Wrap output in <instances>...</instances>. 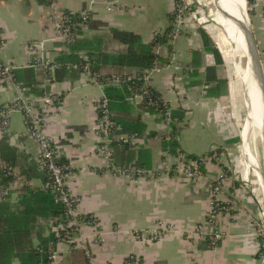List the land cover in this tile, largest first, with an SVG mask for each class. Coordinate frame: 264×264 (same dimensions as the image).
Returning a JSON list of instances; mask_svg holds the SVG:
<instances>
[{"label": "crops", "instance_id": "obj_1", "mask_svg": "<svg viewBox=\"0 0 264 264\" xmlns=\"http://www.w3.org/2000/svg\"><path fill=\"white\" fill-rule=\"evenodd\" d=\"M119 1L124 10L110 12L104 1L98 0L89 9V21L76 38L109 39L110 29L117 28L134 32L147 43L154 32L163 31L171 24L169 14L176 0ZM88 3V0H0V34L4 40L0 59L15 63L17 68L14 71L27 67L24 66L29 60L27 41L46 39L45 52L55 60L68 49L54 39V22L63 10L77 12L87 9ZM216 14L219 19L222 12L218 10ZM261 14L260 9L257 14L260 27L254 36L264 72V17ZM217 17L214 19L218 20ZM201 18L194 12L185 15L182 32L173 41L169 40L170 50L165 45L162 47L168 54L169 63L151 72L149 85L172 109L184 110L177 135L181 151L201 156L220 149L218 151L223 152L225 159L234 153L230 146L235 143L234 131L242 97L235 95L231 98V87L242 86L236 78L231 85L223 45L218 41H221L219 28ZM218 22L224 24L223 19ZM200 27L220 51L221 70L217 69L213 55L203 47L198 32ZM112 42L121 47L116 41ZM175 64L180 70L174 69ZM212 66L216 68L218 82L207 81L206 68ZM14 81L23 88L25 96L35 95L25 90L15 77ZM43 83L47 91H54L62 97L46 130L59 159L68 165L66 183L78 199L80 214L92 216L95 220L94 226L84 224L81 233L91 243L90 251L96 264H130V255L136 256L139 264L259 263L257 251L260 244L251 223L259 214V204L257 195L249 194L243 182L236 180L237 185H234L230 180L223 184L220 198L229 204L230 213L217 214L211 225L206 221L212 182L220 177L222 164L208 161L203 175L193 181L174 171L169 158L156 147L152 150L148 168L144 169L147 171L145 175L115 174L95 149L98 143L94 129L95 103L103 92L102 86L89 81L85 74L77 76L73 72L67 73L62 80L49 84L45 80ZM15 94L16 85L0 84V106ZM130 104L131 113L140 116L146 125L144 136L167 128L157 112L143 108L138 101ZM2 145L10 151L8 157L12 163L3 159L5 164H9L14 175L25 182L6 199L14 207L23 186L41 189L45 181V173L38 162V145L30 137L22 113L11 114L9 127L0 141V150ZM12 181L13 178L10 183ZM251 181L252 186L254 182ZM157 224L167 229L153 240L150 231ZM199 224H203V231L196 232ZM51 230L52 223L46 224L43 236H48ZM214 230H220L224 236L212 247L209 234ZM37 243L34 238V244ZM73 247L82 250L75 244L58 241L57 258L50 264H68L66 258ZM12 264L20 263L13 259Z\"/></svg>", "mask_w": 264, "mask_h": 264}, {"label": "trees", "instance_id": "obj_2", "mask_svg": "<svg viewBox=\"0 0 264 264\" xmlns=\"http://www.w3.org/2000/svg\"><path fill=\"white\" fill-rule=\"evenodd\" d=\"M252 3L253 0H247L248 5ZM193 8L195 9L196 6L194 5ZM169 15L171 24L163 31L154 32L152 39L147 43L143 42L138 34L117 28L110 29L109 39L95 37L91 40H79L75 37L70 42H66L68 50L56 57L55 62L59 65L54 69L53 78L48 69L42 65L17 69L13 71L14 77L25 90L40 95L46 88L39 85L47 78L51 81H59L69 72L78 76L84 72L83 65L87 63L96 81L103 85L110 117L118 125L112 134L111 143L112 157L116 164L129 170L147 169L152 150L156 147L169 154L183 153L186 160L195 159L198 156L185 154L178 146L177 135L180 123L184 119L182 108L172 109L167 102L163 105L159 101L156 105H150L146 99L143 100L142 107L157 112L161 120L164 121L163 114L166 110H169L171 117V122L164 131L150 132L148 136H144L146 125L141 121L140 116L131 113L132 107L127 99L132 90L141 85V80L138 78L145 70L152 67L160 68L169 63L168 54L166 55L162 48L165 45L170 50L169 40L174 14L172 12ZM198 32L204 49L213 55L217 69H220L223 63L220 51L204 28H198ZM112 41H116L121 47L114 46ZM74 64L77 65L76 68L73 67ZM123 73L133 76L129 84L121 86L108 84L110 75ZM206 77L207 81L218 82L215 66L206 68ZM151 90L152 96L161 97L153 88ZM133 132H137L144 140L134 144H123L116 140L122 134ZM8 156L10 151L2 145L0 158L3 162L6 160L12 164ZM59 162L66 163L62 159H59ZM203 170L202 167V172ZM11 178L10 174L0 168V185L7 186ZM43 180L46 181V175L43 176ZM215 184L212 182L213 187ZM234 185H237L236 181ZM19 192L20 196L14 207L7 200L0 202V264H12L13 259H18L20 264H50L58 240L52 230L44 237L43 230L46 224L63 220V207L55 201V194L47 189L23 186ZM34 238L38 240L37 244H34ZM258 241L261 245L264 236H258ZM263 250V247L259 248L257 257L258 252ZM66 259L68 264H87L83 250L75 247Z\"/></svg>", "mask_w": 264, "mask_h": 264}, {"label": "built area", "instance_id": "obj_3", "mask_svg": "<svg viewBox=\"0 0 264 264\" xmlns=\"http://www.w3.org/2000/svg\"><path fill=\"white\" fill-rule=\"evenodd\" d=\"M106 9L110 12H121L124 10V5L119 0H103ZM193 0H176L173 7L174 19L172 20L173 29L170 34V41H173L184 28V17L188 13H192V7L190 6ZM264 4V0H261ZM88 8L77 12L70 10H63L54 22V39L66 44L76 37V31L84 27L90 18L89 9L94 6L98 0H88ZM46 39L41 40H28L26 43V50L29 54V60L24 66L33 67L42 65L46 67L51 74V78L54 76V69L58 67V63L55 60L48 57L45 52ZM4 45V40L0 34V49ZM76 64L73 65L76 68ZM17 68L15 63L4 62L0 59V84H14L16 85V94L13 98L3 103L0 106V141L3 134L7 131L10 123V117L13 112H20L24 116L26 127L30 137L38 145V162L42 170L46 175V181L44 182L42 189L49 190L55 194V201L60 203L63 207V220L57 221L52 224V231L58 241H64L67 243L75 244L82 248L86 258L87 264H96L91 251L90 245L81 233L82 226L88 224L90 226L95 225V220L92 216L82 215L78 208V199L67 186L66 178L69 173V168L66 163L59 162L58 152L55 149L51 137L47 133V123L56 110H58L62 97L51 90H45L40 95H33L27 97L23 93V88L16 84L14 81L13 71ZM156 67L145 70L138 79L141 80V85L132 90L131 94L127 97L128 101H138L141 103L143 100H147L148 104L156 105L161 102L165 104V100L162 97L152 96L151 86L149 85L150 74ZM174 69L180 70L179 65L175 64ZM84 72L89 81L97 82L95 75L90 72L88 64L83 65ZM133 80V76L128 73L112 74L108 78V84L121 86L122 84H129ZM46 82L49 84L51 79L47 78ZM98 83V82H97ZM100 84V83H99ZM46 84H40V87L45 88ZM102 86L103 90V85ZM151 87V88H150ZM153 97V98H152ZM96 107V123L94 125L95 134L97 137L96 151L106 159L107 168L115 174L119 175H134L140 176L147 173L144 169L129 170L116 164L113 160V151L111 149V143L113 141L112 134L118 125L111 119L110 113L107 107V99L105 94L99 96L95 103ZM163 124L168 127L171 122L169 110H166L163 114ZM123 144L140 143L141 137L137 132L122 134L116 139ZM164 155L169 158V162L174 171L181 172L188 176L193 181L198 180L203 172L205 164L208 161H214L218 163L219 159L223 158V152L217 150L211 151L209 154L198 156L195 159H184L183 153L169 154L164 152ZM220 177L217 179L216 184L212 187V195L210 197L209 205L210 209L207 214V223L211 225L214 217L220 213H230L231 207L225 201L220 198V188L226 181L238 178L239 176L233 172L231 175L228 170L230 167L228 164L224 165ZM0 168L10 174L13 181L8 186L0 185V202L5 201L10 193L21 186L25 182L14 175L11 167L7 166L0 158ZM242 178V177H241ZM89 221V222H88ZM252 225L258 236H263V231L260 226V222L257 219L252 220ZM167 229L164 225L157 224L150 231L152 239L156 240ZM169 229V228H168ZM196 232L203 231V224H199L195 228ZM209 244L215 247L224 236L220 230H214L209 234ZM264 249V242L259 246ZM259 250V249H258ZM52 260L57 258V253L54 252L51 255ZM258 264H264V250L258 252ZM130 264H139V259L130 255L128 257Z\"/></svg>", "mask_w": 264, "mask_h": 264}, {"label": "rangeland", "instance_id": "obj_4", "mask_svg": "<svg viewBox=\"0 0 264 264\" xmlns=\"http://www.w3.org/2000/svg\"><path fill=\"white\" fill-rule=\"evenodd\" d=\"M214 1L215 0H198V1L196 0L197 2L196 3L193 0L190 6L192 7V12H194V14L196 15L198 14V16L202 17L201 18L202 20H204L207 23H212L219 28L221 41L220 40L218 41L221 42L224 47V49L222 47V51L227 61L226 70L229 75L231 85L233 86V83L236 78V81H238L242 86V88H237L236 86H235L236 88L231 87V94H230L231 98L233 96L235 97V95H240V97L242 95V97L240 98L241 102L238 107L239 110H238L237 124L235 126V131H234L235 132L234 134H236L235 143L230 146L231 148H233L234 153H232L231 156H225V159L221 157L218 160L219 161L218 163L222 164L223 167L227 163L230 167V170H228L229 174L231 175L233 172H235V174L239 176V179L238 178L233 179L231 175L232 180L230 181V183H234L236 180L237 181L239 180L240 183L243 182L245 184L244 187L246 188L247 192H249V194L257 195V201L259 204V214L257 215L256 219L257 221L260 222V226L262 228L263 236H264V217H263L264 192L262 191V189L258 185V182L256 181V177H255L254 169L252 165L250 164L248 160H245L242 157V152L240 148V145L242 143L240 135L242 136V133H243V131L241 133V129L244 126V122H245L244 118H245V113H246V103H245V88L246 87H245L244 81L242 80V76L244 75L243 70L245 67L244 66L245 57L243 56V53L240 50H238V52L240 51V56L237 58L236 61H234L233 48L235 47L234 43H235L236 34H237L236 24L233 21H231L228 17H226L223 13L221 16H219V19H218L217 17L218 14L216 13L218 12L220 8V3L219 2L217 3L216 1L215 2ZM194 5L197 8L194 9L193 8ZM260 9L262 11L261 15L264 17V4H262L261 0H253V3L251 5L247 4L248 16H249L250 24H251V27L254 33H256L258 31V28L260 27L257 24V17H258L257 14L259 13ZM216 17L218 20L223 19L224 24L222 25L220 22H218V20H215ZM257 48L259 49V47ZM261 64L263 68V63L261 62ZM240 70L243 71V74L241 77L236 72V71L240 72ZM239 131H240V135H239ZM248 145H249L253 158H255L258 164V168H259V171L261 172L262 179L264 182V152H263L262 143H261V136L258 130L255 129L253 133L249 135ZM243 174L245 175L246 178L244 177ZM251 179L254 182L252 186H251L252 184Z\"/></svg>", "mask_w": 264, "mask_h": 264}, {"label": "bare ground", "instance_id": "obj_5", "mask_svg": "<svg viewBox=\"0 0 264 264\" xmlns=\"http://www.w3.org/2000/svg\"><path fill=\"white\" fill-rule=\"evenodd\" d=\"M217 3H220L219 10L228 17L231 21L236 24V39H235V47L234 50V61L240 56V51L243 53L245 57V67H244V75L243 71H236L239 76H242V80L245 84V103H246V113H245V122L243 126V133L241 136V152L242 157L245 160H248L254 169L255 177L258 181V185L264 192V182L262 179L261 172L259 171L258 164L256 160L253 158L252 153L250 151L248 145V137L253 133L256 129L260 133L261 136V128H264V117L262 115V108L260 103V96L258 85L256 79L251 72L250 68L247 66L248 58L246 56L245 42L243 39L242 31L240 29V14L244 17L246 7L244 6V0H215ZM214 1V2H215ZM240 13V14H239ZM238 50H240L238 52ZM235 63V62H234ZM237 64V63H236ZM240 65V64H239ZM236 69V68H235ZM264 217V212H263Z\"/></svg>", "mask_w": 264, "mask_h": 264}, {"label": "water", "instance_id": "obj_6", "mask_svg": "<svg viewBox=\"0 0 264 264\" xmlns=\"http://www.w3.org/2000/svg\"><path fill=\"white\" fill-rule=\"evenodd\" d=\"M244 6L246 7L244 17H242V15L239 13L241 17L240 29L242 31L243 39L245 42L246 56L248 58L247 66L250 68L256 79L259 90L262 115L264 117V72L259 57L254 32L250 24L246 0H244ZM261 143L264 152V128H261Z\"/></svg>", "mask_w": 264, "mask_h": 264}]
</instances>
